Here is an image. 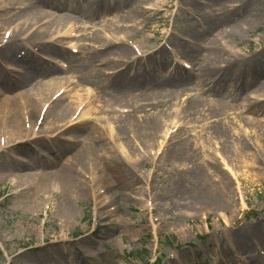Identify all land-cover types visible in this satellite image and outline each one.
I'll use <instances>...</instances> for the list:
<instances>
[{
  "label": "rangeland",
  "instance_id": "rangeland-1",
  "mask_svg": "<svg viewBox=\"0 0 264 264\" xmlns=\"http://www.w3.org/2000/svg\"><path fill=\"white\" fill-rule=\"evenodd\" d=\"M18 1L29 6L37 4V0ZM93 1L100 3L93 6ZM122 1L67 0V5L77 13L92 8L105 12V15L97 16L94 21L62 25L53 19L44 26L54 31L58 42L51 45L65 49L64 57L36 48L35 53L26 51V62L20 58L23 50L19 49L14 60L2 58L0 62V79L3 78L5 83L3 87L0 85V112L7 98H16L22 103L24 89H10L6 85L10 83L9 78H19L23 68L42 62L36 53L51 56L60 69L63 68L62 62L69 65L57 75L69 77L70 82L64 87H54V94H66L64 99L68 102L76 101V94L81 95L79 109L71 111L61 125L76 126L72 127L69 135H57L59 138L49 145H46V139L52 137L50 133L43 139L45 143L41 147L28 145V138L4 135L6 129H0L4 135L1 142L5 137L10 138L6 146L0 142V264H223L224 258L227 264H264V256L257 250L254 253L250 250L254 246L251 240L262 243L255 234L264 239V96L258 99L252 96L246 101L254 91V85L241 90L237 85L231 87V76L238 70L230 72L228 78H221L220 84V74L211 75L210 93L202 88L171 85L177 83L173 78L178 74L191 71L177 68L176 61H185L193 70H200L201 56L207 51L204 42L211 40L208 23L211 18L221 19L231 13L228 10H232V3H226L225 10L221 8L231 0H217L216 5L207 0L211 1L210 6H192L184 0H145L146 7L152 9L146 12L143 8L139 10L136 28L131 27L132 24L121 23L124 27L119 28L122 31L117 35L110 20L125 15L137 0H126L125 4ZM110 2L114 7L107 5ZM249 6L247 10L256 7L259 15L242 20V12H238L236 20L231 23L239 21L242 27L229 34L222 45L233 56L240 57L242 65L264 66V0H251ZM203 7L206 9L202 10ZM21 10L15 5L0 7V58L1 47H5L4 34L11 33L12 24L17 21L16 17L9 16H16ZM198 32L207 33L203 43L197 44L194 38ZM116 39L126 45L139 61L137 69L129 67L125 73L146 79L142 83L148 85L146 94L169 86L174 97L172 100H168L165 93H153L151 96L137 93L128 96V100L120 98V102H113L114 96L102 89L103 86L97 89L82 86L79 75L86 74L94 80L92 71L118 47V43L113 42ZM102 42L111 43L108 45L111 47L109 53L101 47ZM111 58L117 59V56L111 55ZM10 68L20 71L10 75ZM105 73L111 76L113 71L108 69ZM28 89L32 90L33 86L28 85ZM190 100L191 110L185 107ZM137 106L142 111L135 113ZM204 108L220 112L219 118H210L204 114ZM80 110L87 114L83 119L76 118ZM24 111L26 115V107ZM159 113L165 119L157 131V141L141 137L135 140L130 130L123 136L118 130L120 140L114 139L116 115L131 114L139 120L143 116L153 119ZM36 118L37 115L33 120ZM17 119L23 122L20 114ZM86 121L92 124L97 121L103 139L125 166L127 162L124 159L132 160L134 154H137L136 159L149 158L148 161L141 160L139 168H134L135 162L132 161V165L129 163L130 167L127 166L136 180H127L121 176L120 170L103 162L100 169L107 176L103 175L107 182L91 191L86 199H69L63 186L37 190L38 181L44 176L42 167L52 165L54 152L64 145H67L65 150H71L65 154V159L72 155L75 146L66 142L79 134ZM50 123L46 118L43 122L38 120L35 135L42 137L41 132L47 130ZM25 133L32 134L31 126L26 127ZM151 135L153 138V132ZM183 140L187 141L188 156L183 161L173 160L171 150ZM21 148H29L31 155H23ZM14 163L23 165L11 168ZM62 164L54 166L53 170H58ZM92 165L93 161L89 160L81 168L84 181L90 185L94 183L93 177L97 176L99 182L102 176H94ZM196 167L203 172L215 196L209 205H189L187 196L174 192L173 184L178 179L174 175L177 172L191 175ZM19 174L28 175L30 180L19 182L16 177ZM122 178L128 183H122ZM198 184L196 188L199 186L201 190V182ZM187 192L194 194L197 189L188 187ZM102 193L108 197L105 201L99 199ZM103 209L105 211L100 214ZM246 245L249 248H245ZM258 248L264 253V244Z\"/></svg>",
  "mask_w": 264,
  "mask_h": 264
},
{
  "label": "bare ground",
  "instance_id": "bare-ground-1",
  "mask_svg": "<svg viewBox=\"0 0 264 264\" xmlns=\"http://www.w3.org/2000/svg\"><path fill=\"white\" fill-rule=\"evenodd\" d=\"M184 1H187V3L192 4V6L194 5L197 6L199 5L198 3L201 4L203 3L202 0H184ZM212 1L214 5H216L218 2L217 0H212ZM250 1L251 0H246L245 3L244 0H231L225 2L223 4L224 6L222 5L221 8L225 10L227 8L226 3L227 4L232 3L233 4V7L231 6L232 10H228V12L231 13H229L227 16L224 17L222 16L221 19L214 18L218 20L217 22L213 18H211V21L208 23L209 33L210 34L212 33L211 40L208 39L206 42H204V39H206L205 34L207 33L198 32L195 35L194 38L196 39L197 44H199L200 42L201 43L204 42V45L206 46L207 49L206 54L201 56V65L200 67H198L200 70H196L197 69L196 68L192 70L190 73L186 72V73L178 74L177 77L173 78L174 81L177 82L171 84L173 87L185 88L192 86L194 88L196 87L202 88L203 90L206 89V92L210 93L212 90L210 85L213 82L212 79L210 78L211 75L215 76L217 74H220V77L218 76L219 77L218 83L220 84L221 78H228V74L230 72L238 70V72H236L234 75L231 76V78L233 77L231 87H235L237 85V87H240L239 90H241L244 89V87H246L247 85H250V87L251 85H254V91L250 93L246 101L249 98H252V96H257V99L264 96V66L260 64H255L253 66L242 65L241 64L242 59L240 57L237 58L233 56L232 53L226 50L225 46L222 45L224 39H226V37L229 34H233L234 31L242 27V25L238 23L239 21L236 23H231V21L236 20V16L239 15L238 12H242L241 14V16L243 17L242 20H248L250 17L259 15L258 11L255 9L256 7L253 10L250 11L247 10V8L250 7L249 6ZM210 2H204V3L206 5H210ZM98 3L100 2L97 1L92 2L93 6ZM121 3L125 4L127 3V1L124 0ZM26 4H27L26 2H20L18 0H0V7L2 6L7 8L11 5H15L20 7V9H22L16 16L15 15L9 16V18L16 17L17 21L14 24H12L13 28H11L10 35L7 36L5 35L6 33L4 34L6 38H10V42L7 46L1 48L2 54H1L0 62L2 61V58L5 59L6 61L14 60L15 59L14 55L19 49H22L23 51L26 50L25 45H27L28 46L27 49L29 50L31 49L32 52L33 49L38 48L40 51L43 50L49 51L51 52L52 55L55 56H65L66 53L65 49L63 50V48H59L56 46L53 47V45H51L52 43L57 41L55 40L54 31L49 28H44V26L49 24L50 21L53 19L54 22L56 23L60 22L62 25L63 23L72 24L73 22L83 23L84 20H87V22L91 20L94 21L98 18L97 16L105 15V12L94 10L92 8L90 10H84L77 13L75 12L76 10L70 9L68 7L67 0H37L36 5L29 6ZM236 4H239V6H236ZM107 5L110 8L114 7V5L111 2ZM142 8L145 10V12L152 9L150 7H146L145 0H137L134 3V5L130 6L129 11L125 12V15H119L118 19L113 18L112 20H110L111 24L115 27V29H113L114 32H116L115 34L119 35L118 33H121L122 29L119 28L124 27L123 25H121V23L122 24L128 23V25L132 24L131 27L136 28L135 27L136 23H138L136 17L137 14L140 12L139 10ZM201 9L205 10L206 7H203ZM247 11L249 12L248 15H247ZM72 13H75L77 17L75 14L72 15ZM227 23H229L228 26H226ZM215 30L217 31L213 33V31ZM113 42L117 44L120 41L119 39H116ZM110 44L111 43L109 42H107V44H103L102 42L101 47L105 48L103 50H106V52L109 53L108 51L111 47L108 45ZM117 46L118 47L112 50V52H110L111 54H109L106 58H104L101 64L96 66L97 68L95 67L96 69L92 71L94 80L92 78H89L86 74L79 75L82 86H84L86 83L90 84V86L88 87L94 89H97L98 86H103L102 89L108 91V93H111L109 95L114 96V99L112 98L113 102L115 101L120 102L121 100L120 98L128 100L127 99L128 96L137 93L146 94L148 89V85L144 86L142 84L146 79L138 77L137 74L128 75L125 73L127 70H129L128 69L129 67H132V70H134L135 68L137 69L139 61L134 56V53L124 44L118 43ZM38 55L42 58L48 59V57L44 55H40V54ZM111 55H116L117 59L111 58ZM23 60L28 62V57L25 56ZM51 63L41 62V65H36V66L30 65L27 73L23 72L25 74H23L17 79L11 78L10 79L11 83L6 85L10 89L19 88V89H24V91L22 94L23 98L21 99L22 103L19 102L16 98L14 99L7 98L2 105L3 111L0 112L1 114L0 118L2 119V123H0V129L2 127L6 129L7 133L4 135L10 137H16V138H20V137L28 138V145L35 144L42 147L45 143L43 139L47 137L48 133H50L51 136L58 134L62 130L63 126L66 125L65 124L61 126L63 121L68 119V117L71 114V111H73L74 109L75 110L79 109L80 101L78 99L81 97V95L78 94H76L74 97L77 98L76 101L68 102L67 99L65 100L64 97L66 94L65 95L63 94L61 97H58L55 101H53V96H55L56 94V93L54 94L53 88L58 85H61L63 87L66 86V83L70 82V79L67 76L63 78L58 77L57 74L63 72L64 70L60 69L57 65L53 64V61ZM61 65L63 67L67 66L64 64V62H62ZM108 69H111L113 71L114 74L112 76L109 77L106 76L105 70ZM12 75L14 74L12 73ZM49 77H51V79L48 80L47 78ZM242 77H243V81H242ZM0 85L2 87L5 85L3 78L0 79ZM28 85H32L33 89L29 90ZM153 93L154 94L165 93L166 98L168 100H172L174 98L169 86L166 89L163 88V90L160 89L158 91H154ZM153 93L151 92L146 95L151 96V94ZM51 100L52 102L50 103ZM110 100L107 101L109 102ZM46 102L48 103L44 104ZM19 103H21L22 106H20ZM46 105L49 106L47 107L45 113H43V118L39 119ZM190 106H191V100L187 102L185 107L190 109L189 108ZM25 107L27 111L26 115H24ZM156 107L158 106H154V108ZM138 111L141 112L142 109L137 106L135 113H137ZM203 111L204 114H207L208 116H210V118L218 119L220 116V112L218 113L215 111L210 112L209 109H205V108L203 109ZM10 113L12 114V116ZM19 114L23 122H20V120L17 119V116H19ZM36 115L37 118L33 120ZM86 115L87 114H85V112L83 111L79 119L85 118ZM116 116H117V118L115 119L116 123H114L116 125V130L114 133V139L116 141L120 140V136H119L120 134H122V136L123 134L127 135L128 130H130V132L134 135L135 140H139V137H141L143 138V140L148 138L150 140L157 141L158 138L157 131L158 129H160L161 127L160 124L165 119V117H162L161 113H159L157 116L155 115V118L153 119H150L147 116H143L140 117L139 120H136L137 118L131 114L127 116H123V115L122 116L116 115ZM45 118L46 120H48V122H52L49 124L51 126L47 130H43L41 132L43 134L42 137L38 138L37 137L38 135L37 136L35 135L37 134L35 133V128L38 126V120L40 122H43ZM31 120H33L32 123H30ZM96 122L92 124L91 122L86 121V123L81 126L80 128L81 130L79 134L73 137L72 140L67 142V144L75 146V150L72 151V155L68 157V159H65L66 158L65 154L68 155L69 152L71 153V150L70 151L65 150V147L67 146L65 145L62 151L61 149H58L55 152L57 158L52 159L54 160L52 166H43V165L40 166V167L43 166L42 169L44 170V176L42 175L41 178L39 179L38 181L39 186H37L36 188L37 190L43 188H49L51 186L53 187L63 186L67 189V196L69 199L73 198L75 200V197L86 199L91 195V191L96 189V187H99L101 184L107 182V180L105 179V177L107 176H105L104 171L100 169L103 162H107L106 164L108 165V167L117 168L116 170L118 171L120 170L121 176H123L127 180L131 182L136 180L133 173L131 172V169L127 168V166L130 167L129 165L130 164L132 165L131 163L132 161L135 162V165H133L134 168H139V165H141V160L148 161L149 158L139 157V159H136L137 154H134V159L132 160L124 159L127 162L125 166L122 163V161L115 156L113 149H111L110 146L107 145V143L103 139L100 126ZM29 126H31L32 128V134L30 135L25 133L26 127L29 128ZM118 130L120 131L119 135L117 132ZM151 132H153L154 134L153 138ZM215 132L216 134H219L218 130H216ZM221 133L222 131H220V134ZM4 135H2L0 130V142L2 136ZM54 139L55 138L46 139L47 140L46 145L51 144V142H53ZM9 142H10V138L5 137V140L4 142H1V145L6 146ZM20 152L25 156L31 155V150L29 148L27 149L21 148ZM170 156L173 158V160L183 161V159H185V157L188 156L187 141L183 140L178 142L172 148ZM62 159H64L63 161H65V163L63 164H62L63 161H61ZM89 160L93 161L92 170L94 168L93 171V173L95 172L94 176H96L97 174L102 175L101 180L99 182L97 181V176L93 177V182H94L93 185H90L89 182L84 181L83 178L84 176H82V171H81V168L85 166L86 161L89 163ZM12 163L13 161L11 162V164ZM60 164L62 165L58 170L55 169L53 170L54 166L58 167ZM19 165H23V164L14 163L10 167L15 168L16 166ZM88 166L89 165L87 164V170H88ZM49 170L50 171L53 170V171L50 172ZM16 177L18 178L19 182L20 180H25L24 182H28L30 180L29 176L26 174H19L16 175ZM174 178L175 179L178 178L177 181H174L173 184L174 185L173 188L175 190L174 192L176 193V195L187 196L190 202L189 205L196 206L199 203L204 205H209L213 200L212 197L215 198L213 192L209 189V185L207 184L208 180L204 179L203 172L200 171L198 167H196L195 173L191 175L184 176L182 173L177 172L174 175ZM200 182H201V190L199 187L200 185L198 184ZM122 183H128V182L124 180V182ZM197 184L199 186H197L196 188ZM188 187H190L193 190L197 189V192L194 194H188L187 192ZM170 188L172 189V187ZM100 190L101 189H99L98 191ZM191 195L192 197H190ZM99 196H101L99 197V199L100 200L102 199L103 201H105L108 198L106 196V193H102ZM164 198L167 200L169 199V197H164ZM104 209L100 211V214L105 211ZM68 210L72 211L69 206H68ZM69 211H67L68 214H70ZM97 211H99V208L97 209ZM254 236L256 238L258 237L262 239V243L257 240H251L250 242L254 244V246L252 245V247H250V250L252 253H254L257 250V252L260 255L262 253L260 252L258 247L264 244V239L261 237L260 234H255ZM256 242H258V246L256 245ZM215 245L216 244H214L213 246L215 247ZM255 246L256 249H254ZM245 248H249V247L247 246ZM226 262L227 259L224 258L222 260V263L227 264Z\"/></svg>",
  "mask_w": 264,
  "mask_h": 264
}]
</instances>
